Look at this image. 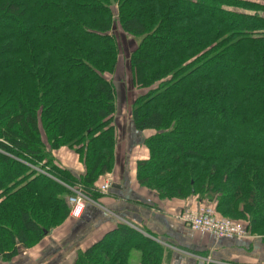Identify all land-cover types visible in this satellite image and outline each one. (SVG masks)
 Listing matches in <instances>:
<instances>
[{"label": "trees", "instance_id": "trees-1", "mask_svg": "<svg viewBox=\"0 0 264 264\" xmlns=\"http://www.w3.org/2000/svg\"><path fill=\"white\" fill-rule=\"evenodd\" d=\"M116 20L142 38L131 66L149 89L132 111L152 133L138 183L160 200L216 201L264 234V0H0V260L67 219L58 181L96 198L113 169ZM61 151L83 176L60 168ZM133 251L161 264L159 246L124 225L73 264H132Z\"/></svg>", "mask_w": 264, "mask_h": 264}, {"label": "crops", "instance_id": "crops-1", "mask_svg": "<svg viewBox=\"0 0 264 264\" xmlns=\"http://www.w3.org/2000/svg\"><path fill=\"white\" fill-rule=\"evenodd\" d=\"M115 132L114 168L107 174L114 187L109 195H98L100 204L87 203L79 220L68 218L40 243L29 249L20 248L15 258L0 260V264H64L123 223L165 248L162 264H202L194 256L199 254L216 262L264 264V238L258 237L259 233L238 241L194 232L178 215L187 208L197 209L200 204L196 200H160L138 183L137 163L149 158L144 142L152 133L138 132L132 124L127 132L125 128L115 129ZM63 153L61 151L59 156ZM65 154L61 156L63 159L70 161L68 158L72 157L75 160L71 170L75 178L83 176L84 168L78 158L70 152ZM108 177L103 178V183Z\"/></svg>", "mask_w": 264, "mask_h": 264}, {"label": "rangeland", "instance_id": "rangeland-1", "mask_svg": "<svg viewBox=\"0 0 264 264\" xmlns=\"http://www.w3.org/2000/svg\"><path fill=\"white\" fill-rule=\"evenodd\" d=\"M115 14H116V18L118 19L117 10H115ZM109 35H111L113 37L114 45L116 47V54H117V56H116V67H115V70H114L113 74H111V75L105 74V78L108 79V81H110L113 84V87H114V90H115L116 112L118 110V112H117L118 115H117V113H115L116 115L114 116V118L116 116H118V118L116 117V122H114V127H115L116 130L117 129L121 130V129L125 128V132H127L128 127H129L130 124H132L134 126L133 121H132L133 105L135 104V102L139 98H141L142 96H145L149 92V89L140 88L139 85L136 83L135 70L131 66V55L134 52V50L138 47V45L140 44L142 38H137V37H134V36L126 34L122 30V27H121V24H120L119 20L115 21L113 30L111 31V33ZM130 122H132V123H130ZM115 146H116V144H115ZM65 153H68V152L64 151V153L62 155H60V157H59L60 159H57V161L59 162L58 165L60 166L61 169H67V170H70V171L72 170L73 171V168H72L73 166L72 165L75 164L74 163L75 160L72 157L68 158V159L71 158L70 161L67 160V159L66 160L63 159L61 156H63V155L66 156ZM114 154H115V149H114L113 155ZM75 157H77V156H75ZM114 161H115V158H114ZM113 168H114V163H113ZM44 169L46 171H48L49 167L44 168ZM83 171L85 173V168H84ZM112 171H113V169L110 172H108L105 175H103L102 177H100V180H99L98 183L99 184L102 183L101 185H103L104 184L103 183V178L104 177H108L107 174L111 173ZM108 179H110V178L108 177L107 180ZM58 182L60 184H62V185L64 183V182H61V181H58ZM65 184L66 183H64V185ZM74 185H76V184H74ZM101 185H99V186H101ZM72 187H75V186H72ZM83 192L85 193V195L88 198L92 199L95 203H99L97 198H92L85 191H83ZM70 194H71V192H70ZM70 194L66 197V203H67V198L70 196ZM97 194L101 195L99 193H97ZM191 199L192 200H196V202H198L200 204L197 209L205 207V206L206 207L209 206V207H214L216 212L218 213L217 202L216 201L205 202L204 203V202H201V201H199V200H197L195 198H190L188 200H191ZM180 214L178 215V218H179ZM218 215H219V213H218ZM68 218L73 219V218L70 217V213H69L67 219ZM223 218L230 219V220H233L235 222L241 223L245 227V230H246V232L248 234V238L247 239H250L253 236H257V235H258V237L264 238V234L263 233H259L257 235H254L253 231L252 232L250 231V228H249V226L247 225V223L245 221L237 220V219H235V217H231V216H229V217L227 216V217H223ZM73 220H76V219H73ZM77 220H79V219H77ZM122 225L132 229L131 227H129L125 223H123ZM52 230H54V229H52ZM132 230H134V229H132ZM134 231H136V230H134ZM137 233H139V232H137ZM140 235L142 237H145L142 234H140ZM149 240H150V238H149ZM150 241H152V240H150ZM156 245L159 246V248L162 250V252H161V259H162L163 251H164L165 248L161 247L158 244H156ZM24 249H26V248H24ZM87 249H85V250H87ZM81 252H83V251H81ZM139 254L140 253L138 251H133L132 252V257H131V263L132 264H140L141 260H140V257L138 256ZM76 256H77V254L72 256V260L69 259L67 261V263H64V264H73L74 261H75ZM194 256L197 257L198 261L202 262V264H229V263H225V262L213 261L210 257H205L203 254L194 255ZM162 262L163 261L161 260V264H162Z\"/></svg>", "mask_w": 264, "mask_h": 264}, {"label": "built area", "instance_id": "built-area-1", "mask_svg": "<svg viewBox=\"0 0 264 264\" xmlns=\"http://www.w3.org/2000/svg\"><path fill=\"white\" fill-rule=\"evenodd\" d=\"M29 166L34 171L50 176L48 171L43 169L42 165ZM112 184V180L108 179L103 185L96 188L95 192L107 196L110 193ZM64 186L71 192L70 196L67 198L71 218L76 220L80 219L87 203L97 205V203L85 195L82 185L76 184L75 187H72L65 184ZM179 219L192 231L211 235L216 239L243 241L248 238L245 227L241 223L223 218L218 215L214 207L205 206L199 209H185L180 214Z\"/></svg>", "mask_w": 264, "mask_h": 264}, {"label": "water", "instance_id": "water-1", "mask_svg": "<svg viewBox=\"0 0 264 264\" xmlns=\"http://www.w3.org/2000/svg\"><path fill=\"white\" fill-rule=\"evenodd\" d=\"M17 244H19V243L17 242Z\"/></svg>", "mask_w": 264, "mask_h": 264}]
</instances>
